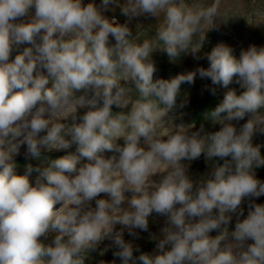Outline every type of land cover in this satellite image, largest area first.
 Wrapping results in <instances>:
<instances>
[{"label":"clouds","instance_id":"1","mask_svg":"<svg viewBox=\"0 0 264 264\" xmlns=\"http://www.w3.org/2000/svg\"><path fill=\"white\" fill-rule=\"evenodd\" d=\"M116 8L124 23L104 15ZM144 15L159 25L152 41L138 43L129 25ZM220 16V0H0V264H85L106 239L112 244L103 252L114 245L122 264H264V203H256L264 196L256 173L264 155L253 142L264 134V46L250 45L237 58L218 44L201 57ZM157 49L173 60L206 58L208 66L154 80ZM197 74L224 88L235 78L241 89L227 91L207 114L218 130L169 115ZM73 144L78 155L16 173L22 146L26 159L38 160L42 150ZM202 155L223 163L194 180L190 162ZM33 171L40 173L34 184ZM245 198L247 216L229 232ZM152 213L166 219L148 254L124 230L138 239Z\"/></svg>","mask_w":264,"mask_h":264},{"label":"rangeland","instance_id":"2","mask_svg":"<svg viewBox=\"0 0 264 264\" xmlns=\"http://www.w3.org/2000/svg\"><path fill=\"white\" fill-rule=\"evenodd\" d=\"M202 3L209 4L212 1H206V0H200ZM264 0H221L220 1V11H221V16L219 17V22L218 23H223L225 25L227 32L230 33L228 36V40H230L231 46L233 48V54L236 56L237 55V49L241 50H246L250 45H255L260 47V42H258L257 38L252 34L251 30V24L254 23L257 25L261 24L260 22L264 20ZM133 37L137 38L138 43H142L143 40H149L152 41L154 39V34L155 32H149L143 28V30H140L138 33L133 32ZM115 40L110 36V44H114ZM239 47V48H238ZM191 55V54H189ZM240 55V54H239ZM238 55V57H239ZM152 60L154 61L157 71L154 73V80L155 79H165L169 80L171 78H174L178 74H182L179 72H173V69L168 68L166 71L161 67L162 64H164V60L162 58V54L159 52L157 49L152 53ZM192 59V58H191ZM191 59H188L186 63H191ZM184 67V66H182ZM205 67V66H204ZM206 80H202L199 78L198 74L195 79V82L193 85H190L189 88L187 89V93L185 94L184 99L178 97L177 99V107L172 110L169 115H174L177 117H180L185 124H194L195 127L198 129L200 125L196 124L193 122V114H192V106L194 104V101L198 99L200 96V90L202 89V86ZM121 84H125L124 81H121ZM237 85V84H236ZM127 86H130L134 89V83L128 82ZM233 82L228 85L227 88H224L226 91L227 90H232L233 89ZM48 87H51V83H49ZM236 87H239L237 85ZM240 89V88H239ZM241 91V89H240ZM80 93H77L79 95ZM135 95L133 96V99H135ZM187 101L185 107L180 108L179 105L183 101ZM131 108V105L128 106V108L124 109L125 112L129 111ZM85 110H79V114H83ZM120 109H117L113 107V112H118ZM247 117L245 118L244 121H241L240 124H243L246 122ZM70 122V121H69ZM176 123H180V119H177L175 121ZM235 123V122H234ZM239 126V125H237ZM219 125L216 127L214 130H218ZM207 130H211L206 128ZM195 130V129H194ZM118 144L123 145L124 141L123 138H119L116 141ZM254 144H260L262 145L264 143V134H256L254 136ZM77 145L73 144L69 149L67 150H52V153H61L62 155H70V154H77L76 152ZM25 151H26V146H22L20 149V154L16 157H14V160L17 159L18 157H25ZM49 152L47 150H42L41 153ZM106 156H110L111 153H105ZM86 162V159H80V163L77 165L79 166L83 163ZM183 163H189L188 161H182ZM214 162H208L205 159H203V155L195 160L190 162V168H189V174L191 177L195 179H199V177L203 176L205 173L210 172L212 169ZM215 163H221L216 161ZM39 175L38 174H30L29 180L32 184L35 183V180L37 179ZM206 177H202L204 179ZM257 178L264 180V174L259 171L257 172ZM132 193L126 192L125 196L128 197L129 199L131 198ZM98 198H105L108 199L109 197L106 194H101L100 197ZM264 199V196H261L256 200V203H258L260 200ZM248 203L249 200L248 198H245L242 201L241 208L243 209V216H238L237 214H231L232 215V220L231 222L227 225L229 232L234 231L235 224L237 220H243L246 218L247 213H248ZM61 205H57L56 207L59 208ZM92 206H95V201L92 202ZM124 208H128V202L127 200L124 202L122 205ZM165 217L159 216L156 213H152L148 220H149V230L147 232H139V238L134 239L133 237L128 235L127 230H124V239L126 241H131L134 246H139L140 250L145 249L147 246H150L151 244L155 245V241L151 239L153 235L160 237L161 232L160 229L165 226ZM121 228L120 225H116V231H119ZM219 232L218 230H214L209 233L211 237H215L218 235ZM112 244V241L110 240H105L102 242V244L97 248L95 253L98 252H103V248L107 245ZM115 246L110 249V251H114Z\"/></svg>","mask_w":264,"mask_h":264},{"label":"trees","instance_id":"3","mask_svg":"<svg viewBox=\"0 0 264 264\" xmlns=\"http://www.w3.org/2000/svg\"><path fill=\"white\" fill-rule=\"evenodd\" d=\"M206 1H212V0H206ZM84 2L86 4L88 2H91V0H84ZM94 2L99 6L101 3V0H94ZM189 2H191V0H189ZM31 13L34 14V9L31 10ZM104 15L108 16L109 18H111L112 16H116L120 23H124L126 20V17L120 14L119 8H116L114 11L106 12L104 13ZM22 19H25V18H22ZM218 20H219V17L214 18L213 27L206 34L205 44L200 53L201 57H203L204 53L209 52L213 47H215L218 44H224L232 48L230 40H228V36L230 35V33L227 32V29L225 25H223V23H218L219 22ZM260 23L261 24H258V25L257 23L256 24L252 23L251 30H252V34L257 38L258 42H260V46H264V20H262ZM158 25H159V22H157L155 18L144 15V16L135 18L130 23L129 26L132 29V33L133 32L138 33L140 30H143V28H145L149 33V32H155ZM210 27L211 25H207L205 27V31H207L208 28ZM27 46L28 45H21L20 50H22L23 47H27ZM159 52L162 54V58L164 60V64H162L161 67L165 71L168 68L170 69L174 68L173 72L186 73L188 71L195 70L198 67L208 66V61L206 58H201L197 60L192 55L182 53L178 58L173 60L169 58L166 52H163L162 50H159ZM240 52L241 51L237 49V55H236L237 58ZM16 54L17 52L14 51L12 54V57L14 58ZM188 59L192 60L191 63H186L188 62L186 61ZM44 74L47 75L46 71L44 72ZM233 84L234 86L232 90H236L237 94H239L240 89L239 87H236L237 85L235 83V78L233 80ZM205 85H207L209 88H215L216 94L213 95L210 91L203 90ZM189 86L190 85H188L187 83L181 86V95L179 96L180 98L184 99ZM227 91L224 89V87L220 85H213L211 80H206L202 86V89L200 90V96L198 97L197 100L194 101V104L191 105L192 111H193L192 112L193 122L198 125L203 124L205 128H208L211 130L216 129L218 125L213 126L212 121L210 117H208L207 114L210 113L212 110H214L218 106V104L222 102L224 94ZM221 115L222 116L226 115V113H222ZM261 154L264 155V143L262 144V147H261ZM62 156L64 155H62L61 153L45 152V153H41V157L38 160L37 159H26L24 156L18 157L17 159H15V163L17 165L16 173L19 175H24L28 164H31L34 169L39 168L41 171H43V169L48 166L50 160L56 159ZM81 159H85V158H81ZM203 159H205L204 156H203ZM216 161L223 163V161H219L218 159L215 160L214 162ZM259 171H261L264 174V168L257 169L256 173ZM31 174L39 175L40 173L37 171H33ZM258 203H264V199L260 200ZM233 228L235 229V227ZM229 230H233V229H229ZM154 248H155V245L151 244L150 246H147L145 249H141V252L148 253V254H154ZM139 255H140V252H134V256H139ZM85 264H122V262L119 258L113 256V251L109 250L108 252L89 253L87 258L85 259ZM137 264H141V262L137 261Z\"/></svg>","mask_w":264,"mask_h":264}]
</instances>
